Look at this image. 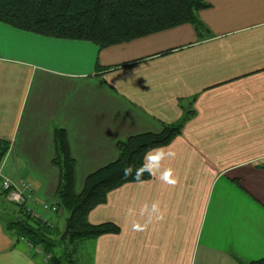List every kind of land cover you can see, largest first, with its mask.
<instances>
[{"label": "crops", "instance_id": "1", "mask_svg": "<svg viewBox=\"0 0 264 264\" xmlns=\"http://www.w3.org/2000/svg\"><path fill=\"white\" fill-rule=\"evenodd\" d=\"M204 1L201 30L186 23L103 49L0 22V141L11 143L0 178L28 181L35 202H56V124L67 131L79 194L118 159L119 140L194 112L162 146L176 153L160 169L174 170L175 185L154 173L112 190L89 221L121 230L86 240L79 264L264 259V0ZM154 201L164 219L133 231ZM54 216L60 228L67 222L62 209ZM6 220L0 215V264H46Z\"/></svg>", "mask_w": 264, "mask_h": 264}, {"label": "trees", "instance_id": "2", "mask_svg": "<svg viewBox=\"0 0 264 264\" xmlns=\"http://www.w3.org/2000/svg\"><path fill=\"white\" fill-rule=\"evenodd\" d=\"M208 6L204 0H0V22L48 37L90 41L103 49L186 23L201 30L198 13ZM193 114L192 110L186 111L179 121L164 123L160 133L145 132L119 140L118 159L91 173L79 194L74 190L76 160L67 131L56 124L53 162L61 170L56 202L66 214L65 220L71 217L70 233L61 239L66 223L60 228L34 217L24 207L8 201L7 191L2 188L0 215L7 219L8 230L42 247L46 255H51L48 264H79L86 240L121 230L112 222L92 224V210L106 203L112 190L151 179L152 174L146 171L139 181L134 179L135 171L125 177L124 169L129 165L140 168L149 149L166 146L182 135ZM10 147L9 141H0V168ZM249 264H264V259Z\"/></svg>", "mask_w": 264, "mask_h": 264}, {"label": "clouds", "instance_id": "3", "mask_svg": "<svg viewBox=\"0 0 264 264\" xmlns=\"http://www.w3.org/2000/svg\"><path fill=\"white\" fill-rule=\"evenodd\" d=\"M176 153L173 151H166L164 147H158L149 149L145 155V163L140 167L134 169V166L129 165L124 169V176L128 177L135 171L136 175L134 179L140 180L143 173L146 171L149 174L159 173V178L167 184L175 185L176 178L174 170L171 168L164 169L160 172L162 163L168 159H174ZM142 182V181H141ZM134 210H129V214H132ZM141 216H147V220L144 224L135 223L132 226L133 231H144L148 225L153 221H162L164 219V212L161 210L159 201H154L149 207L147 204L141 209Z\"/></svg>", "mask_w": 264, "mask_h": 264}, {"label": "built area", "instance_id": "4", "mask_svg": "<svg viewBox=\"0 0 264 264\" xmlns=\"http://www.w3.org/2000/svg\"><path fill=\"white\" fill-rule=\"evenodd\" d=\"M2 188L7 191V199L8 201L15 203L24 207V209L33 215L34 217L41 218L46 222L53 224L55 223V216L59 213V206L57 202L53 201H44V202H35V195L31 184L26 180H20L19 182L12 181L9 178H4L2 180ZM35 203H38L42 210L49 211L54 215L45 217L41 216L36 209ZM37 205V206H38ZM24 240L28 243V246L32 253L38 257L42 258V261L46 264L49 263L51 255H46L42 247L34 246L31 242Z\"/></svg>", "mask_w": 264, "mask_h": 264}, {"label": "water", "instance_id": "5", "mask_svg": "<svg viewBox=\"0 0 264 264\" xmlns=\"http://www.w3.org/2000/svg\"><path fill=\"white\" fill-rule=\"evenodd\" d=\"M71 230V217L67 219L65 229L61 235V239H66Z\"/></svg>", "mask_w": 264, "mask_h": 264}, {"label": "rangeland", "instance_id": "6", "mask_svg": "<svg viewBox=\"0 0 264 264\" xmlns=\"http://www.w3.org/2000/svg\"><path fill=\"white\" fill-rule=\"evenodd\" d=\"M81 261V260H80ZM83 263V262H82Z\"/></svg>", "mask_w": 264, "mask_h": 264}]
</instances>
